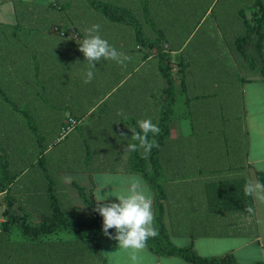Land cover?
Listing matches in <instances>:
<instances>
[{
	"label": "rangeland",
	"instance_id": "1",
	"mask_svg": "<svg viewBox=\"0 0 264 264\" xmlns=\"http://www.w3.org/2000/svg\"><path fill=\"white\" fill-rule=\"evenodd\" d=\"M104 1L141 20L147 36H157L142 20L139 0ZM147 4L153 25L163 34L160 46L170 62L176 100L170 131L175 136L181 134L180 117L186 113L188 98L218 92L212 81H233L235 72L248 68L235 50L234 38L244 29L239 11L252 22V12L258 7L251 0H147ZM93 25H99V33L117 49L120 62L101 61L93 68L85 61L78 43ZM242 46L258 61L252 42ZM159 65V50L140 45L131 26L106 20L86 0H0V85L18 105L28 108L38 132L45 136L46 167L66 214L85 212L71 184L76 180L88 187L87 177L80 171L119 169L128 160L129 138H125L122 124L117 125L127 112L118 111L117 101L122 99L115 97L118 91L124 95L139 91L144 101L148 91L152 92L153 111L148 113L145 106L142 119L157 124L167 85ZM89 71L91 77L87 76ZM78 104L80 109H76ZM211 104L216 105L215 99ZM69 117L78 120V129L76 126L59 139ZM80 132L91 150L88 163L83 161ZM52 147L54 153L50 154ZM37 152L35 138L24 120L0 98V155L4 154L9 171L16 175L10 193L34 219L48 211L46 179L36 165ZM105 155L111 160L104 161ZM99 175L92 176L93 184ZM4 206V193L0 192V211ZM54 239L50 237L43 245L51 249L55 243L58 262L65 261L71 254L69 242ZM35 253V244H25L0 230V264H29L34 262ZM41 260L46 261L37 259L36 264H43Z\"/></svg>",
	"mask_w": 264,
	"mask_h": 264
},
{
	"label": "crops",
	"instance_id": "2",
	"mask_svg": "<svg viewBox=\"0 0 264 264\" xmlns=\"http://www.w3.org/2000/svg\"><path fill=\"white\" fill-rule=\"evenodd\" d=\"M251 1L257 6L254 0ZM255 39L256 36L247 42H252L258 61L246 54L253 59L254 69L235 49L247 64L245 72H235L233 81H212L213 89L218 92L213 90L194 96V99L188 98L186 113L180 117L181 134L171 135L172 121L168 122L169 134L163 139L158 153L161 166L158 181L164 190L162 199H157L156 190L142 174L130 170L127 164L119 169L99 167L92 168V171L89 168L82 170L80 172L87 177L88 187L80 184L91 189L94 195L97 182L93 184L92 176L95 173L99 176L111 172L119 177H139L141 186L151 194V227L156 234L154 214L158 200L163 208V227L171 244L177 247L191 245V249L202 257L230 254L239 264L264 263V199L244 192L249 180L259 182L257 172L264 175V169L258 167L264 164V76L261 72L264 70V22L260 52L254 45ZM117 93L116 98L122 97L117 101L118 111L127 112L117 120V125L122 124L125 138L130 139L132 132L124 120L134 116L138 122L143 117L145 106L148 113L153 111L155 99L149 95L150 91L146 101L140 98L139 91L125 95L123 91ZM213 99L215 106L211 104ZM76 107L80 109L79 104ZM139 150L145 154L143 148ZM109 157L105 155L102 159L110 161ZM74 191L79 196L75 188ZM75 192L72 195L75 196ZM224 197H228V201L221 202ZM95 203L97 205L96 200ZM84 211L81 215L86 213ZM31 218L39 221L40 215L36 219ZM112 234V237L99 234L98 243L94 246L87 241H81L77 246L69 243L67 249L71 254L61 262H58L59 256L53 248L55 243L51 249L44 247V242L35 244V260H30L29 264L39 263L37 259L41 258L46 260H41L43 264H195L175 254L158 252L157 243H145L141 249H123L114 238L115 233ZM56 242L62 241L56 239Z\"/></svg>",
	"mask_w": 264,
	"mask_h": 264
},
{
	"label": "trees",
	"instance_id": "3",
	"mask_svg": "<svg viewBox=\"0 0 264 264\" xmlns=\"http://www.w3.org/2000/svg\"><path fill=\"white\" fill-rule=\"evenodd\" d=\"M139 1L142 9V20L152 30L155 31L157 35L155 38L147 36L142 29L141 20L125 11L121 6L108 3L104 0H86L87 4L92 9L100 12L106 18V20L131 26L134 31V37L140 45L146 47H155L160 51L159 68L161 70L162 76L167 82V85L164 88L166 99L163 101L160 107L157 118V125H159L160 132L153 135H151V133L148 134L149 141L154 142V147L150 152L143 154L139 150L141 147H138L137 150L130 151L126 164L130 170L142 174L145 180L156 190L157 199H162L164 197V190L162 184L158 181V175L161 170L158 153L163 146V139L169 134L168 122L170 121L174 107L173 104L176 102V100L173 94V83L170 62L168 61V53L165 52L160 46V41L163 39V34L161 30L156 28V26H154L151 21V17L148 12L147 0ZM254 1L258 6V10L252 12V22L251 19L247 18L242 10L239 11L241 22L244 25V31L234 39L235 49L244 57L245 60H247V63L251 69L255 68L254 61L252 58L246 55L242 45L247 41L252 40L253 37L256 36L254 45L257 51L260 52L261 41L263 39L264 22V2L262 0ZM261 72L264 76L263 69H261ZM0 98L17 114L20 115L35 138L38 148L36 165L40 167L42 176L46 179L45 196L48 201V211H44L40 214L39 221H33L31 214L24 210L19 204H16L15 198L10 193V186L16 175L9 171L8 160L4 154L0 155V192L4 193L5 198V206L0 211V230L7 233L9 236L21 238L25 244H39L44 242V239L47 240L50 237L54 239L56 237L57 240L59 239L60 241H67L70 244L76 246L79 245L81 241H87L91 246H94V244L98 243V236L99 234L103 233V231L102 216L97 211H95L96 203L92 190L87 189L84 185L80 184L76 180H71L72 186L78 191L79 196L85 205L86 213L84 215L66 214V211H64L59 202L54 182L50 177L46 167V162H48V159L45 154V136L38 132L28 108L26 106L18 105L7 94L1 85ZM126 123L129 125L131 130L139 131V127L134 116H130L128 119H126ZM80 136L83 145V151L85 153L83 161L84 163H88L91 160V150L81 132ZM128 140H130V144H138V142L134 141L132 138ZM52 153H54V147H52L50 154ZM256 175L258 181L264 183V175L261 172H257ZM227 199L228 197H224L221 198L220 201H228ZM162 211L163 208L161 202L157 200L154 214L157 234L155 236L149 237L145 242L149 245L152 243H157L156 250L158 252L164 254H175L195 264H239L230 254L223 256L202 257L197 255L191 249V245L177 247L171 244L163 227ZM108 231L114 233L113 229H109ZM161 239H164L163 243ZM257 264L264 263L259 262Z\"/></svg>",
	"mask_w": 264,
	"mask_h": 264
},
{
	"label": "clouds",
	"instance_id": "4",
	"mask_svg": "<svg viewBox=\"0 0 264 264\" xmlns=\"http://www.w3.org/2000/svg\"><path fill=\"white\" fill-rule=\"evenodd\" d=\"M79 44V50L85 57V61L93 68L97 63L106 60L120 62V54L117 49L99 33V25H93L87 30ZM88 77L92 72L87 73ZM87 82V79L85 80ZM139 131H132V139L137 143L127 145L128 150L135 151L138 147L148 153L154 147L148 134H158L160 129L150 119H142L138 122ZM264 169V164H259ZM110 186V190H105ZM247 195H255L258 199H264V183H253L249 180L244 186ZM150 193L146 187L141 186L139 177H119L115 175H101L97 180V186L93 197L97 201L95 211L102 216V231L106 236L112 237L108 230L113 229L114 238L123 249H141L146 240L155 236L152 225V211ZM115 197L114 200H108ZM108 200L107 203L104 201Z\"/></svg>",
	"mask_w": 264,
	"mask_h": 264
},
{
	"label": "built area",
	"instance_id": "5",
	"mask_svg": "<svg viewBox=\"0 0 264 264\" xmlns=\"http://www.w3.org/2000/svg\"><path fill=\"white\" fill-rule=\"evenodd\" d=\"M61 34H65V32L61 31ZM77 123L78 120L76 118L69 117L66 123L61 127L59 139L64 137L67 133H69L77 125Z\"/></svg>",
	"mask_w": 264,
	"mask_h": 264
}]
</instances>
